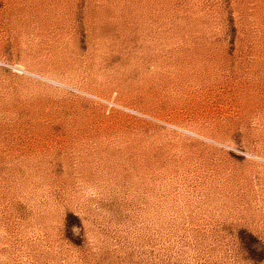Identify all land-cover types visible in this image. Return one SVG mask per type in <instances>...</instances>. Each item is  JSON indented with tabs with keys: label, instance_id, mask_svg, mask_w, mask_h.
Listing matches in <instances>:
<instances>
[{
	"label": "rangeland",
	"instance_id": "1",
	"mask_svg": "<svg viewBox=\"0 0 264 264\" xmlns=\"http://www.w3.org/2000/svg\"><path fill=\"white\" fill-rule=\"evenodd\" d=\"M0 264H264V0H0Z\"/></svg>",
	"mask_w": 264,
	"mask_h": 264
}]
</instances>
